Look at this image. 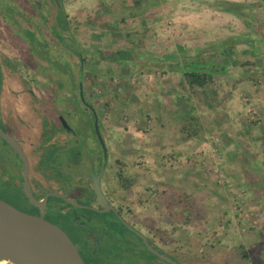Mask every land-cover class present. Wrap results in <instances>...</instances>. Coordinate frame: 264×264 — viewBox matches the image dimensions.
<instances>
[{"label": "rangeland", "instance_id": "374dc122", "mask_svg": "<svg viewBox=\"0 0 264 264\" xmlns=\"http://www.w3.org/2000/svg\"><path fill=\"white\" fill-rule=\"evenodd\" d=\"M33 1L35 8L30 0H3V11L9 17L16 16L19 23L20 16L25 18L29 26L24 27L38 26L35 37L40 41L37 43L49 39L50 55L52 59L56 57L58 66L48 65L45 70L47 62L42 59V51H39L40 57H36L38 60L30 56L26 51L28 46L21 45L19 36L12 34L7 23L0 19V60L1 55H8L19 69V78L9 74L7 79L22 82L25 76V88H20L24 92L31 88V76L40 77L32 79L36 90L44 84L47 87L45 100L30 95L23 99L36 108L40 103L54 106L52 114L62 112L61 116L78 137L83 127L75 113L78 116L87 113L84 121L90 119L89 112L77 100L80 79L85 99L94 109L99 107L101 117H105L104 132L111 133L115 126L122 136L130 134L134 137L130 140H137L133 149L128 138L122 137L123 141L118 144L120 150L129 155L131 166L137 165L142 172L137 174L139 183L134 185L133 179L129 180L132 174H128L127 164L116 158L114 143L108 144L102 135L110 154L104 180L117 182L115 173L119 172L125 181L124 187H129L131 182L129 193L137 197V201H128L134 218L131 204L139 205L140 215L147 212L149 205L159 213L156 219L168 229H153L151 238L173 261L264 264V0H55L65 13L70 33L57 28L52 0ZM88 7L99 11L85 13L94 10ZM129 8L134 9L135 14L119 13L120 9ZM37 11L46 18L53 33L62 35L72 51H64L54 40ZM109 11L113 18L104 19L102 16L110 15ZM129 20L134 28L112 26L117 21ZM133 41V50L140 55L150 54L149 61H140L142 58L133 55L125 65L113 59L97 60L90 54L114 55L116 50ZM191 65L209 76L204 88L195 92L182 78L183 71ZM58 71L62 77L70 76V79L61 80L55 74ZM98 83L105 84L107 93H99ZM111 91L118 95L112 103L108 99ZM118 100L121 102L115 104ZM95 113L100 125L96 109ZM157 118L168 123L166 129L161 127L169 140L162 160L144 152L146 146L149 149L157 144L146 145L145 137L159 131L154 125ZM134 129L138 135L132 134ZM63 130L60 132L64 134ZM90 130L86 133L89 136L86 143L96 151L99 146ZM6 147L0 139V160L7 155L15 158ZM174 149H178V155L174 154ZM159 165L163 171L176 166H183L185 171L198 168L201 183L212 184L213 188L199 190L193 197L214 201L213 221L199 222L201 211L197 212L196 204H191V196L182 195L179 189L166 191L168 196L163 195L164 202H159L158 191L144 184L143 179L146 167ZM5 189L0 181V198L25 205ZM172 216L179 217V222ZM103 219L106 217L83 210V221L87 223L83 224V238L76 235L71 221H62L83 246L89 264H142V261L168 264L145 252L141 241L119 223L113 221L105 226ZM88 230L99 233L97 248L84 237ZM170 237L178 239L172 241ZM172 244L171 248H165ZM130 245L137 247L139 253L133 254ZM199 245L202 246L200 252ZM204 245H208L209 251Z\"/></svg>", "mask_w": 264, "mask_h": 264}, {"label": "flooded vegetation", "instance_id": "af4514ba", "mask_svg": "<svg viewBox=\"0 0 264 264\" xmlns=\"http://www.w3.org/2000/svg\"><path fill=\"white\" fill-rule=\"evenodd\" d=\"M2 1L3 0H0V19L5 23L7 22L3 19V16L12 19L15 23L14 25L7 23L8 27L10 28L12 34L19 36L22 43L21 45L27 46V38L29 39V37H27L24 32L29 27L23 26L28 25L26 24L27 22L25 18L20 16L21 23H19L16 19V16L12 15L9 17V15L3 11L5 6L2 4ZM55 2V0H52V3L55 7L54 22L57 26V9L58 7H61ZM30 4L33 6V8H35V3L33 0H30ZM37 14L44 21L43 25L48 28V32L55 36L56 33H53V31L50 29L46 18L41 16L40 11H37ZM26 51L31 56L29 51ZM1 57L0 128L9 136H11L21 147L28 161L27 180L30 186L32 197L37 204L32 203L24 195L21 186L22 163L12 148L5 142H3L4 145L10 150L8 152H11L15 158L11 159L7 155L6 157L3 156L2 160H0V181L3 188H6L5 190L7 193L12 194L17 199H21V201H24L25 205L20 206L16 203H12L9 198H0V200L8 203L25 214L35 217H42L47 222L59 228L69 238L85 264L89 263L85 258L83 246L76 241V238L73 236L72 232L64 225V223H62L63 220L66 221L67 219L71 221L73 229L77 232L76 235L83 238V224H87L83 221V210L90 211L95 215H102L103 217H106V219H103V224L105 226L110 225L113 221L119 223L124 227V229L136 236L141 241L140 246L143 247V250L153 257L156 256L147 250L144 245V241L140 238V236H142L144 240L157 252L165 254L161 252V246L153 241L150 236V231L147 229V227H145L144 224L142 226V224L136 223L134 217L130 214V204L128 201L130 200L131 196L129 193L131 182L129 183V187H124L123 184L125 181H122V175L119 172L115 173L117 182L104 180L106 179L104 176L108 170L110 162L109 150L106 148L105 161L97 138L96 140L99 149L96 151L92 147L89 148L88 144L86 143V139L89 137L86 133H88L89 128L95 135L93 129L94 119L91 111H89L83 103L80 104L84 110L89 112L90 119H88V121L87 119L84 121L83 118V116H88L87 113H83V116H78L77 113H75L77 120H79V122L82 124L81 126L83 127L82 133L78 134V137L73 129L70 128L71 130L69 132H65L62 129V126L58 120V116L61 114L63 115V113L60 112V114H57L56 116L52 114L55 111L53 109L54 106L52 108L40 103V107L36 108L32 105L29 107V112L31 114L30 120L22 121L15 110H12L11 108L10 111L5 110V105L1 97L3 90L7 89L4 79L5 74L1 70L3 69L6 73L10 72V75H15V77H18L19 69L16 65L14 66V62L8 63V59L6 57L2 55ZM32 57L39 58L40 56L32 55ZM42 59L47 62V66L43 67L45 70L48 65H53L56 68L54 57L52 59L50 56L45 55L42 57ZM48 74H51V72ZM63 81H66L65 77L63 78ZM27 91L31 92L30 89H27ZM84 100L88 102L85 97ZM71 112L72 111H70V114ZM35 125L38 128V134L33 136V139L29 137L25 138L26 134L24 131L31 130ZM99 127L100 125H98V129ZM59 130H63L64 134ZM84 159H86V162H84ZM83 162L85 164H83ZM91 174L92 176L99 177V187L101 194L106 201V207H102L97 201ZM46 195L48 196L44 201L43 199ZM147 231H149V233ZM84 234V237L90 240V244L93 246V248H97L99 233L88 230ZM127 241L130 242V240ZM130 249L135 255L139 253V249L137 247L135 248L130 245L129 250ZM165 255L167 256V254ZM141 263L145 264L143 261ZM177 263L182 264L180 262Z\"/></svg>", "mask_w": 264, "mask_h": 264}, {"label": "crops", "instance_id": "0c3cea01", "mask_svg": "<svg viewBox=\"0 0 264 264\" xmlns=\"http://www.w3.org/2000/svg\"><path fill=\"white\" fill-rule=\"evenodd\" d=\"M88 8H90L91 10H93V9L94 10L93 11H86L85 13H92L93 12L92 14H94V13H98V11H99V10H96L95 7H93V8L88 7ZM103 9H102V11H103ZM124 12H126L125 14H127V16L129 14H135L134 9H131V8H129L127 10H125V9L119 10V13H124ZM108 13L110 15H106V17L104 15L102 17L104 19H112L113 17L111 16L112 15L111 11H109ZM112 26L116 29L119 27H126L127 29H130L131 27L132 28L135 27L130 20L126 23H124L123 21H119V22L117 21L116 23L112 24ZM103 29H105V27H103ZM125 33H128V31H126ZM130 37H133V36H129V38ZM133 43L135 44V41H133L129 45L127 44V45L123 46L124 48H122V49L119 48V51L116 50L114 55L106 56L107 53H104L103 55L102 54L101 55L100 54H93V53H90V54L92 55V57L96 56L95 58L97 60H101V59L103 60L104 59V60L108 61V60L113 59V60L123 62V64H125V65L129 62L131 56H133V55H137L139 58H142V59H140V61H142V60L143 61H146V60L149 61L150 60V54L143 53L142 55H140L139 52H136L135 50H133V48H134ZM4 57H6L8 59V63H11L8 55L4 54ZM11 66H12V64H11ZM196 70H200V69L196 68ZM1 71L5 75L8 73V72L6 73L3 69ZM82 75H83V73H82ZM87 76H88V74H87ZM182 76H183V74H182ZM8 77H9V73H8V76L7 75L5 76V82H6V86H7L6 88L7 89L3 90L2 96H1L2 101L5 105V110L10 111V108H11L12 110H15L17 112V115L19 116V118L22 119V121H29L30 116H31V114L29 112V107L31 106V103H29L30 101L24 100L23 98L27 95H31V96H35V97H38V98L45 100V98H46L45 96L48 94L47 87L44 84L41 86L43 88H41L40 90H36L35 87L32 85V83H33L32 79L35 78L34 80H38V79H40V77L34 76V78H33V76H31V80H29V84L31 85V88H30L31 92H28V91L24 92V90L20 89V88L21 87L25 88L24 83H23L25 76L22 77V79H21L22 82H17V81L15 82L13 80L9 81L7 79ZM42 83H43V81H42ZM98 87L100 88L99 93H101V92L107 93V89H106V86L104 83H98ZM117 96H118L117 93H114L113 91H111L110 96L108 97L109 102L112 103L114 101V98H117ZM21 99H23L22 103H21ZM120 102H121V100H118V101H115L114 103L117 104ZM123 102H126V100H123ZM93 106L95 107V105H93ZM101 108H102V106H101ZM105 108L106 107H104V109ZM95 109L97 110V113L99 116V121H100L99 130H100L101 136L103 135L104 139L107 140L106 142H108V144L111 142L114 143L115 150H114V148H112V150H114V152L116 153V158H119L123 162V164H125V165L127 164L128 174L129 175L132 174L129 177L130 180L132 178L134 185H136V183L138 184L139 182H138L137 178H139V177H137V174H140L142 172L138 169L139 167L137 165H135L134 167L131 166V162H130L131 160H130L129 155H126V153H123V151H121L119 146H118V144H120V142L123 141V139H121L122 137L128 138L127 141L129 143V145L131 143V145H130L131 149L135 148V145L137 144V140H135V139H134V141L130 140V139L134 138L130 134H128V135L126 134L127 137H125V133H123L124 135L122 136L121 132L118 130V127H115V126L111 129V133L106 134L104 132L106 129L105 128L106 126H103V124H104L103 122H104L105 117L104 118L101 117L99 107L96 106ZM108 120H109V118H108ZM154 121H155L154 125L156 127H159L158 128L159 131L156 133L150 132L148 134H145L146 135L145 137H146V140H148V143L146 141H144V143L146 142V145L147 144L153 145L152 143L157 142V144L154 145L155 146L154 148H149V149L146 146V148H144V152L147 155L149 154L151 156H155L158 160H160V159L162 160V158L166 156L165 153L167 152V147H168L167 141H169V140H168L167 136L163 135L161 127H163V129H166V126L168 125V123H167V120H165L163 122V120L161 121L159 118L155 119ZM157 122H160V123L156 125ZM135 129L132 132V134L134 136L138 135V132L135 131ZM24 132L26 134L25 135L26 137L33 139L32 137L36 136L38 134V128L35 125V126H33V128L31 130H28V131L26 130ZM139 133H141V131H139ZM170 139H172L173 141L175 140L173 138H170ZM163 142H165V143L162 145ZM129 150L130 149H128L127 151H129ZM173 152H174V154H177V155L179 154L178 149H174ZM119 156H121V158ZM109 157H110V154H109ZM162 169H163L162 165H159L158 167L157 166H151V167L149 166V167H146L145 172H143V174H144L143 179L145 180L144 184H147L148 186H150V185L154 186L153 188H155L158 191L159 196H161V198L159 199L160 200L159 202L163 203L164 202V196L165 197L168 196L167 195L168 192H166V191H168L172 188H173L172 190H174V191H177L179 189V190H181L180 192L182 193V195H184V193L187 195H190L192 198V203H191L192 206H194L196 204V206H197L196 211L197 212L201 211V214L199 215L200 216L199 222L205 223L208 220L210 221V219L214 220V218H213L214 214H215L213 211V210H215V207L213 206L214 201L211 200L210 198L209 199L204 198L201 200L198 197L195 200V198L193 197V195L196 192H198L199 190H207V187H209V186H210V189L213 188L212 184L201 183L202 180H199L200 171L198 170V168H194V171H189V170L185 171L183 166H176V167L168 169L166 171H163ZM206 173H208V171ZM140 178H141V176H140ZM204 184H206V185H204ZM153 188L151 187V189H153ZM133 195L134 194H132L130 196V200L133 201L135 199L137 201L136 195H134V196ZM153 198H155V197H152V199ZM156 199H154V200H156ZM130 203H132V202H130ZM137 206H139V205L131 204V210L136 215V217L134 219H135L136 223H138V224L140 223L142 225L144 224L145 227H147V229L150 231V236H152V234H153L152 233L153 229H155V230L158 228L168 229L167 226L166 227L161 226L162 225L161 220L156 219V214H159V213H156V211L153 207H150V205H149L148 206L149 208H147L148 210H146L148 213L145 212V213H143V215H140L141 211H138L140 209ZM224 209L225 208H222L221 210L224 212ZM172 217L176 218V216H172ZM178 218L179 217H177L176 218L177 220H175L176 223H177V221L179 222ZM160 219H162V217ZM165 221H166L165 223L168 224V220L166 219ZM171 221H173V220H171ZM158 224H160V226ZM177 239H178L177 237L171 238L172 241H176ZM178 243H180V242H178ZM178 245H180V244H178ZM172 246H174V244H172L170 246H166L165 248H171ZM207 246L204 245V247L207 249V251H209V248H207ZM201 247H202L201 245L198 246L199 252L202 249Z\"/></svg>", "mask_w": 264, "mask_h": 264}, {"label": "water", "instance_id": "95a60500", "mask_svg": "<svg viewBox=\"0 0 264 264\" xmlns=\"http://www.w3.org/2000/svg\"><path fill=\"white\" fill-rule=\"evenodd\" d=\"M79 99L93 115V129L106 161V147L98 129V118L95 109L84 100L83 89L78 81ZM58 120L62 129L69 132L71 129L61 115ZM60 131V130H59ZM0 139L7 143L21 161L22 167V191L32 203H36L32 197L27 180L28 161L21 147L14 139L0 128ZM97 201L102 207H106L100 187L99 177L92 176ZM48 195L44 197L46 200ZM147 250L169 264H179L165 254L153 249L142 236ZM0 263L4 264H85L69 238L59 228L47 222L42 217L25 214L8 203L0 200Z\"/></svg>", "mask_w": 264, "mask_h": 264}, {"label": "trees", "instance_id": "16d2710c", "mask_svg": "<svg viewBox=\"0 0 264 264\" xmlns=\"http://www.w3.org/2000/svg\"><path fill=\"white\" fill-rule=\"evenodd\" d=\"M233 6V5H232ZM226 11V9H224ZM231 10V9H229ZM227 10V11H229ZM57 26L58 28L60 29L61 32H65V33H70V28L68 26V23L67 21L65 20V13L63 12V10L61 8L58 7L57 9ZM3 19L10 25H14V21L12 19H9L8 17L6 16H3ZM19 21V20H18ZM27 29V28H26ZM36 31H38V26H35L33 28H28L24 34L29 37V39L27 38V46H28V51L31 55H34V56H40V53L39 51L41 52L42 51V55L43 57L45 55L47 56H50V45L48 44V41L49 39H43V43H37L38 40L36 37H35V33ZM18 33V32H16ZM54 40L62 46V48L64 49V51H67V50H71V48H69L68 44H65L64 42V38L62 37V35H60V33H56L55 36H54ZM37 43L39 45V48L37 49V46L36 44ZM60 52V51H59ZM72 53V52H71ZM36 54V55H35ZM79 55V54H78ZM52 56H55V55H52ZM56 58V57H54ZM51 62V61H50ZM49 62V63H50ZM57 66H58V63H55ZM70 66V65H69ZM71 67V66H70ZM70 67H68L67 71L70 72ZM57 68V67H56ZM53 73V72H52ZM55 74L61 79L63 80L64 77L61 76V73L60 72H55ZM183 79L186 83V85L188 86V88L192 91V92H195L196 90H199V89H202L204 88V86L206 85L207 83V79L209 78V76L207 74H205V72L201 71V70H196V68H193V66L191 65L188 69L184 70L183 71ZM65 79H70V76L69 77H65ZM72 82V81H71ZM73 83V82H72ZM76 85H77V82H76ZM70 99L72 100V98L70 97ZM77 100L78 102L80 103L78 97H77ZM73 101V100H72ZM77 102V103H78Z\"/></svg>", "mask_w": 264, "mask_h": 264}, {"label": "bare ground", "instance_id": "6f19581e", "mask_svg": "<svg viewBox=\"0 0 264 264\" xmlns=\"http://www.w3.org/2000/svg\"><path fill=\"white\" fill-rule=\"evenodd\" d=\"M0 264H4V263H0Z\"/></svg>", "mask_w": 264, "mask_h": 264}]
</instances>
